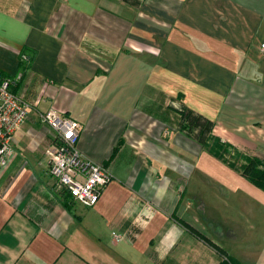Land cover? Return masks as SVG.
I'll use <instances>...</instances> for the list:
<instances>
[{
	"label": "crops",
	"instance_id": "crops-1",
	"mask_svg": "<svg viewBox=\"0 0 264 264\" xmlns=\"http://www.w3.org/2000/svg\"><path fill=\"white\" fill-rule=\"evenodd\" d=\"M0 72L31 106L0 167V264H219L178 221L205 235V189L230 224L220 247L264 264V189L243 176L264 163V0H0ZM52 109L112 176L95 207L49 173Z\"/></svg>",
	"mask_w": 264,
	"mask_h": 264
},
{
	"label": "built area",
	"instance_id": "built-area-1",
	"mask_svg": "<svg viewBox=\"0 0 264 264\" xmlns=\"http://www.w3.org/2000/svg\"><path fill=\"white\" fill-rule=\"evenodd\" d=\"M20 79L21 76L9 77L0 72V167L8 165L16 134L31 111L30 104L15 92ZM40 118L51 130V144L46 155L56 186L76 204L95 207L112 176L105 166L86 159L79 151L81 123L53 109L41 114ZM115 239L119 236L115 235Z\"/></svg>",
	"mask_w": 264,
	"mask_h": 264
},
{
	"label": "trees",
	"instance_id": "trees-1",
	"mask_svg": "<svg viewBox=\"0 0 264 264\" xmlns=\"http://www.w3.org/2000/svg\"><path fill=\"white\" fill-rule=\"evenodd\" d=\"M23 56H26V54ZM26 58L29 59L28 56H26ZM182 118L183 120L188 119L189 121L187 123H183L182 128L189 130H198V137L202 141L206 142L208 138L207 136L213 128L211 122L201 116L194 115L191 111H188L187 114L185 112L182 113ZM212 143L213 144L210 145L211 148H221V145H219L216 139L213 138ZM243 176L249 179L257 187L264 189V163L261 160L257 158H246V164L243 167ZM65 196L66 198H70L68 195ZM178 221L179 223H181V225L187 228L191 232V234L202 240L205 244L213 248L218 253L221 258L219 264H242L238 259L230 256L224 249L215 244L213 241H211L205 235L200 233L194 227L180 219H178Z\"/></svg>",
	"mask_w": 264,
	"mask_h": 264
},
{
	"label": "rangeland",
	"instance_id": "rangeland-1",
	"mask_svg": "<svg viewBox=\"0 0 264 264\" xmlns=\"http://www.w3.org/2000/svg\"><path fill=\"white\" fill-rule=\"evenodd\" d=\"M216 194H217V190L212 189V191L209 190V192H207L205 189V195L206 196L203 197V199L206 200L207 198L210 197L212 200L209 199L210 204L208 206L206 205V208L203 210V213L201 215H199V218L202 219L200 223H201V225L204 226L203 227V229H204L203 233L205 235L210 237L212 234L214 237H216L214 239V241L217 243V245L230 247L231 246L230 242L227 241L228 239L226 237H224V235H223L224 233L223 234L221 233V230L222 231L224 230V227L226 226L225 224H227V223L221 217V194H218V195H216ZM242 223H243V227L241 229L242 234H243L242 241H240V239L237 236L236 244H237V246L242 245L243 248H245L247 244H245L244 242L247 240L248 236H247V231L244 228L245 223L244 222H242ZM227 225H230V224H227ZM221 234H222V236H221ZM223 237H224V241L221 240ZM262 246L264 247V244H262Z\"/></svg>",
	"mask_w": 264,
	"mask_h": 264
}]
</instances>
